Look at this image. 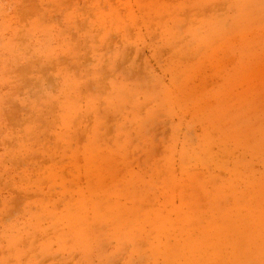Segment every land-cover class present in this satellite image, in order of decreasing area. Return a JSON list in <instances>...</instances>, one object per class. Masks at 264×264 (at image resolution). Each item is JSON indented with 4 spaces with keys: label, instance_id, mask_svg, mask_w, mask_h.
I'll list each match as a JSON object with an SVG mask.
<instances>
[{
    "label": "rangeland",
    "instance_id": "1",
    "mask_svg": "<svg viewBox=\"0 0 264 264\" xmlns=\"http://www.w3.org/2000/svg\"><path fill=\"white\" fill-rule=\"evenodd\" d=\"M0 264H264V0H0Z\"/></svg>",
    "mask_w": 264,
    "mask_h": 264
}]
</instances>
